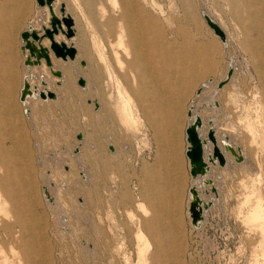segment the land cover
<instances>
[{"label": "rangeland", "instance_id": "rangeland-1", "mask_svg": "<svg viewBox=\"0 0 264 264\" xmlns=\"http://www.w3.org/2000/svg\"><path fill=\"white\" fill-rule=\"evenodd\" d=\"M60 3L73 18L76 57L54 60L60 78L33 67L31 82L40 86L44 76L57 98L33 97L25 106L20 31L40 6L0 0V150L9 168L24 167L28 186L7 188L1 218L11 228H0V264H260L264 56L256 62L240 42L256 33L235 24L232 0H56L58 15ZM202 8L225 29V45ZM122 20L144 26L146 55L132 64L134 52L122 54L115 72L100 34ZM229 66L231 77L215 89ZM204 83L214 109L203 96L196 100L202 136L213 143L211 118L217 146L226 137L239 158L211 166L198 195L203 216L193 226L185 128ZM4 175L8 181L10 171Z\"/></svg>", "mask_w": 264, "mask_h": 264}, {"label": "bare ground", "instance_id": "bare-ground-1", "mask_svg": "<svg viewBox=\"0 0 264 264\" xmlns=\"http://www.w3.org/2000/svg\"><path fill=\"white\" fill-rule=\"evenodd\" d=\"M55 2L56 0H53V5H52V10L54 12L55 15H57L58 17H61L64 12H62L60 9H59V15L57 14V10H55ZM259 2H262L263 5H264V0H259ZM260 3V4H262ZM61 4V3H60ZM259 4V5H260ZM261 5V6H263ZM41 8H46V10L43 11V14L44 16L46 14H48V18L47 20H43L42 21V24H41V28L37 31H39V33L43 30L42 26L45 25V26H49V17H50V11L48 9V6L46 4L40 6ZM60 7V5H59ZM97 7V6H96ZM264 7V6H263ZM66 8V7H65ZM93 9V8H92ZM90 9V11L92 10ZM98 10L100 13H102V11L104 10L103 7H98ZM127 10V9H126ZM125 11V10H124ZM123 11V12H124ZM207 11V10H206ZM203 8L200 10V14L201 16L204 18L206 24L208 25L206 19H205V15H207L208 12H206ZM122 12V13H123ZM132 12V10H131ZM130 12V13H131ZM135 14V13H134ZM209 14V13H208ZM95 15V14H94ZM210 15V14H209ZM70 16V15H69ZM93 16V14H92ZM208 16V15H207ZM211 16V15H210ZM71 17V16H70ZM122 17V16H121ZM127 17V15H126ZM130 17V16H129ZM128 17V19H130ZM72 18V17H71ZM134 18H135V15H134ZM137 18V17H136ZM126 19V18H125ZM132 19V18H131ZM97 21V20H96ZM131 21V20H130ZM129 20H122V21H119L118 25L116 28H112V30L109 28L107 29L108 27H103L104 29H106V31H103L101 35V39H102V49L105 50V57L107 58V62L110 64V67L113 69V71H115L118 68H122L123 66V59H121V56L123 57V55H127L129 57V53L130 51L131 52H134V56L132 57V61L128 63H132L134 61V59L136 60L137 59V56L138 54L140 55L139 57H142L144 54L146 55V44L144 43V40L147 38L146 36V33L145 31L143 30V27L140 25V26H137V25H134L132 22H130ZM62 22V21H61ZM103 22V21H102ZM141 22V21H140ZM101 23V22H100ZM104 23V22H103ZM72 24H73V18H72ZM107 24V23H106ZM112 24V23H111ZM138 24V23H137ZM100 25V24H99ZM62 26L64 27L65 25L62 23ZM73 25H71V28L73 30ZM101 26H104V25H101ZM260 26V25H259ZM262 26V25H261ZM260 26V27H261ZM34 28L31 24H29L27 26V28ZM97 27V26H96ZM113 27V26H112ZM208 27L213 30L209 25ZM100 28V27H99ZM35 29V28H34ZM103 29V30H104ZM36 30V29H35ZM214 32V31H213ZM59 34H61L62 36L64 35V33H62L61 31L57 32V33H54V39L56 36H58ZM215 35H217L215 32H214ZM66 39H61L63 40L67 45H73L72 42H71V36L67 37L66 35H64ZM218 36V35H217ZM20 37H21V34H20ZM221 41H222V44L225 45V38H221L220 36H218ZM47 38L49 40L48 37H43L41 38L39 41L40 43L43 45V40ZM73 38V37H72ZM21 40H22V44L20 46V49H21V52L22 54L24 55V64L25 66L27 67L26 68V73L23 75V78H22V86H21V89H20V96H19V101L23 104V105H28L30 102L29 100L30 99H33V97H40L39 96V91L40 90H44L46 91L48 88V83L46 85V82L45 80H43L42 78H44V76L41 75V77L39 78V83H40V86L36 83H32V79L35 78V76L33 75L31 69H33V67H37L39 68L41 65H42V60L44 61V64L45 66L49 69L50 73L53 75V76H56L58 78H60L61 76H63V72L61 71V69H54V63H53V60H52V57L50 55V51L51 53L53 54V51L52 49L48 47V50H49V55H50V58H51V65H47L45 63V60L44 58H41V61L38 63L35 61V57L30 55L29 54V51L28 49L24 46V40L23 38L21 37ZM56 40V39H55ZM59 40V41H61ZM39 41L38 40H35V45H39ZM57 41V40H56ZM99 41V40H98ZM49 43H50V40H49ZM45 46V45H43ZM74 46V45H73ZM76 49V48H75ZM148 50V49H147ZM138 52V53H137ZM140 52V53H139ZM137 53V54H135ZM76 54H77V50L75 52V55L73 58H70V57H66V58H62V57H57L53 54V57L56 59V60H62L63 62L67 61L68 59L69 60H74L75 57H76ZM123 54V55H122ZM133 54V53H132ZM144 57V56H143ZM127 59V57H125ZM125 59V61H126ZM140 60H143V58H138ZM131 60V59H129ZM145 61V60H144ZM68 62V61H67ZM139 62V61H138ZM230 62V61H229ZM127 63V62H126ZM127 63V64H128ZM134 63V62H133ZM132 63V64H133ZM146 63V62H145ZM80 64L82 66L85 65V61L84 63H81ZM129 65V64H128ZM231 65V62L230 64ZM139 66V64H138ZM143 67V65H141ZM148 67V66H147ZM230 67V66H229ZM45 68H41L40 70H43ZM146 69V68H145ZM55 70H58L59 71V74H55L53 73ZM112 71V72H113ZM121 71V70H120ZM119 71V72H120ZM64 72H69V68H64ZM116 72V71H115ZM118 72V70H117ZM77 73V72H76ZM115 76V75H114ZM133 76V75H132ZM231 76V74L227 73L225 74V78L227 77L229 79V77ZM81 77V76H79ZM134 77V76H133ZM210 82V81H209ZM79 83V82H78ZM41 84L43 86H41ZM57 84H60L59 81H57ZM85 84V80H84V83L83 84H80V86H82V88H85L84 86ZM86 85V84H85ZM223 85V84H222ZM222 85H219L217 84L216 85V88L218 86V88H220ZM84 86V87H83ZM206 83L202 84L201 85V88H199L197 90V95H195L194 97V101L191 102V105H189V109H190V113L187 112V117H188V124H190L191 122L194 121L195 117L198 115L194 110L193 107H196V100L199 98V96H203L204 99L206 98L204 96V91L206 89ZM217 88V89H218ZM41 99H49L50 97H45V98H42L40 97ZM57 98V95L55 93V97H53L52 99H55ZM206 101L210 102V98L207 97ZM96 105L98 104L96 101L94 102ZM188 109V110H189ZM197 109V107H196ZM25 113H29L28 112V109L25 110ZM207 122H208V125H209V128L212 124V119L211 118H207ZM203 120L201 119V124L197 127V131L198 133L202 136V126H203ZM186 133V131H185ZM203 137V136H202ZM205 137V136H204ZM203 137V157L206 161V167H205V171L203 173H197L196 175H191V178H193L192 180V184L189 189H188V192H189V203L187 205V212H188V215H189V218H190V223L191 225L193 226H196L198 223H200V220H201V217L203 216V211H204V201H202L201 199L199 200L198 199V195L200 194V191H201V188L203 185L205 184H209L210 183V178H209V170L211 168L212 165H215L216 162L219 163L218 161V157L217 156H212V153H213V146H217L216 142H215V139H214V142L213 143H210V141L206 138ZM82 138V135L80 138H78L79 140ZM262 140V139H261ZM210 144L211 147H210ZM187 145H188V141H187ZM260 145V144H259ZM264 146V145H263ZM218 150L221 152L222 156H223V160H226L227 162H234L236 159L239 158L238 156V152L235 150V148L232 146L231 142L226 138L224 137V139L220 140L219 142V147L217 146ZM112 149V148H111ZM76 151V149H75ZM244 155V161L243 162H246L247 161V156L245 155V153H243ZM8 157V155H4V152L0 150V168L2 170V172L0 173V221H2V224L0 225V228L3 229V231L6 232L7 229H10L11 227H9V224L5 222V218H1V215H5L6 213L4 212V202H5V197L9 196V192L7 191V188H9L10 184H14L16 185L20 190L22 188L24 189H27L25 188L27 185L22 182V174H23V171H24V167L22 166H18V167H11L9 168L7 165H9L8 163L6 164V162H10V160H7L6 158ZM235 160H234V159ZM188 159V157H187ZM7 160V161H6ZM188 162H189V159H188ZM11 164H13L11 162ZM220 164V163H219ZM18 165V163H17ZM222 165V164H221ZM14 166V165H12ZM26 168V167H25ZM29 168V167H28ZM189 168H190V162H189ZM27 169V168H26ZM6 170H9L10 171V178L8 179L7 181V178H5V171ZM28 170V169H27ZM22 177H21V176ZM18 178H21L18 180ZM264 178V177H263ZM18 180V181H17ZM28 187V186H27ZM191 187H194L196 189V192L197 194H194L192 191H191ZM201 187V188H200ZM204 187V186H203ZM197 198V204L195 207H198L200 212H201V215L200 217H197L196 219H192V216H191V211L189 209V205H190V202L193 200V199H196ZM25 205V204H24ZM205 205V204H204ZM14 208V206H13ZM259 216H260V219L264 221V201H260L259 202ZM15 210V209H14ZM264 226V225H263ZM262 235L264 237V227H262ZM171 250V249H170ZM168 256V255H166ZM262 259L263 261L260 263V264H264V241H263V252H262ZM34 260V259H33ZM30 262V260H28ZM39 261V260H38ZM41 262V261H40ZM35 263V262H34ZM154 263V262H152ZM151 264V263H150ZM172 264H179L178 262L174 261Z\"/></svg>", "mask_w": 264, "mask_h": 264}, {"label": "water", "instance_id": "water-1", "mask_svg": "<svg viewBox=\"0 0 264 264\" xmlns=\"http://www.w3.org/2000/svg\"><path fill=\"white\" fill-rule=\"evenodd\" d=\"M37 4L39 6H42L46 4L48 6V9L50 11V17H49V26L43 25V30L39 33V31L35 30L34 28H25L21 31V37L24 40V46L28 49L29 54L34 56L36 62H40L41 58H44L45 63L47 65H51V58L49 55V50L47 46H43L40 43V39L43 37H48L50 40L49 47L52 49L53 54L55 56H59L62 58H66L67 56L70 58H73L76 52V49L73 45H67L63 40L56 41L54 39V33H57L61 31L64 33L67 37L71 36L73 33V30L71 28L72 25V18L69 16L68 13H63L61 17H58L54 14L52 10L53 0H36ZM59 9L64 12V4L61 3ZM205 19L208 23V25L213 29V31L219 35L221 38H225V32L222 29V27L217 23L215 20L211 19L209 16L205 15ZM62 21V22H61ZM62 23L65 25V27L62 26ZM35 40L39 41V45H35ZM81 63H84V60H81ZM53 73L59 74L58 70H55ZM228 73H231V68L229 67ZM227 78V77H226ZM226 78H223L219 81V85H222V83L226 80ZM78 82L80 84L84 83V78L79 77ZM39 96L42 98L55 97V92L51 89H47L46 91L40 90ZM190 113V109L187 111ZM201 124V118L199 115H197L193 122L188 124L185 128L186 131V140L188 141V145L185 149V154L189 159L190 162V174L196 175L197 173H203L205 171L206 167V161L203 157V137L198 133L197 127ZM207 135L209 139H211L214 142V135L211 128L207 131ZM81 137V133L77 134V138ZM212 156H217L218 161L220 163L223 162V156L221 152L218 150L217 146H213V153ZM191 191L194 194H197L196 189L194 187H191ZM197 198L193 199L190 202L189 209L191 211L192 219H196L197 217H200L201 212L198 207H195L197 204Z\"/></svg>", "mask_w": 264, "mask_h": 264}, {"label": "crops", "instance_id": "crops-1", "mask_svg": "<svg viewBox=\"0 0 264 264\" xmlns=\"http://www.w3.org/2000/svg\"><path fill=\"white\" fill-rule=\"evenodd\" d=\"M260 3H262V2H259V0H232V6H231L233 8V11H234L233 13H237V18H234L235 22H236L235 24L238 25L241 29H242V24H246L248 27H251L256 33V37L254 39H248V38L244 37V40L240 41L242 43H246V46H247L246 50H248L250 57H254V58L259 57L258 59L255 58L256 62H258L259 59H261V57L264 56V7H263L264 5H263V3L262 4H260ZM261 5H263V6H261ZM44 10H46V8L43 9V8L39 7V9L37 10V14L34 16V19L29 21L30 24L36 30H39L41 28L42 21L47 20V18H48V14H46L44 16V14L42 13ZM207 15L211 19L215 20L208 13H207ZM259 25L260 26L262 25V26L260 27ZM222 29L225 32V29L223 27H222ZM21 31H20V33H21ZM55 39L57 41H59V40L63 39V36L61 34H59L58 36L55 37ZM225 40H226V35H225ZM216 41H217V39H216ZM219 42L222 43L221 39ZM213 43H214V45H216L215 41H213ZM217 43H218V41H217ZM43 45L49 46V40L47 38H45L43 40ZM50 55H51L52 60L54 62L55 58L53 57V54L51 53V51H50ZM193 65H194V62L192 61V67H193ZM43 67L46 68V66L44 65V62L42 61V65L39 68H43ZM228 69H229V67L227 68V71H228ZM191 71L194 72V67L192 68ZM196 71L197 70L195 68V72ZM227 71H226V73H227ZM223 78H225V76ZM209 83H211V81ZM217 84H218V82H217ZM223 85L220 87V89L222 87H224ZM215 87H216V85H215ZM199 88H201V87H199ZM217 88H218V86H217ZM217 88H215V89H217ZM195 95H197V90H195ZM207 97L210 98V95H208ZM207 97L205 99H207ZM199 98H201V97L199 96ZM192 101H194V98L192 99ZM211 102H214V101H212V99H211V101L208 102L207 104H205V106L208 105V106H210V108L214 109V105H212ZM193 108L195 111H197L196 113L198 114V109H196V107H193ZM188 109H189V107H188ZM187 119H188V117H187ZM112 152H113V154H115L114 147H112Z\"/></svg>", "mask_w": 264, "mask_h": 264}]
</instances>
